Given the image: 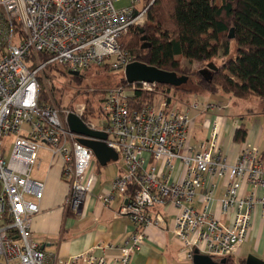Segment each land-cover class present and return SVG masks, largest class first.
<instances>
[{
	"label": "built area",
	"instance_id": "1",
	"mask_svg": "<svg viewBox=\"0 0 264 264\" xmlns=\"http://www.w3.org/2000/svg\"><path fill=\"white\" fill-rule=\"evenodd\" d=\"M144 1L0 0V264H131L150 228L167 229L168 207L176 209L172 233L188 262L196 251L216 261L232 259L249 238L254 211L264 206L263 150L247 144L230 162L223 152L224 117L211 119L207 138L193 145L192 111L209 115L215 105L192 101L180 109L158 84L127 82L106 93V125L96 127L40 101V73L48 65L82 74L105 65L124 72L136 62L121 40L145 22L152 3ZM138 93L157 96L142 102ZM70 114L105 132L123 162L101 200L110 206L116 194L124 196L119 214L133 231L121 244L100 241L61 259L44 252L31 234L46 190L34 172L42 166V150L51 165L60 159L69 186L65 208L82 215L97 181L96 159L70 130ZM219 212L232 215L230 225Z\"/></svg>",
	"mask_w": 264,
	"mask_h": 264
},
{
	"label": "trees",
	"instance_id": "2",
	"mask_svg": "<svg viewBox=\"0 0 264 264\" xmlns=\"http://www.w3.org/2000/svg\"><path fill=\"white\" fill-rule=\"evenodd\" d=\"M150 3L143 28L129 34L127 41L121 40L123 46L127 42L135 61L190 76L192 70L182 68L183 59L191 64L206 62L208 66L214 58L230 56L234 42L235 56L223 59L220 67L215 64L216 70H212L209 78L199 71L203 78L200 85L209 93L218 89V93L238 99L257 97L264 100V0H224L222 5L214 0H149L147 5ZM231 27L234 39H229ZM124 82L127 84L126 80ZM157 89L158 92L187 93L183 86L174 88L158 84ZM156 96L157 93H138L136 99L153 102ZM261 113L264 118V106ZM248 134L246 123L241 122L234 131L233 141L245 144ZM227 264L235 263L228 258Z\"/></svg>",
	"mask_w": 264,
	"mask_h": 264
},
{
	"label": "crops",
	"instance_id": "3",
	"mask_svg": "<svg viewBox=\"0 0 264 264\" xmlns=\"http://www.w3.org/2000/svg\"><path fill=\"white\" fill-rule=\"evenodd\" d=\"M221 94L231 99L232 97L236 98L229 94ZM222 95L217 96L220 97ZM252 98L255 97L242 100H250ZM194 100L195 97L191 98L189 104ZM175 106L182 109L184 104L175 101ZM214 112L216 110L211 111L209 115H199L197 112L192 111V114L195 115L194 134L198 125L200 140L207 138L208 126L211 119L223 117L221 115H214ZM221 123L223 152L230 162L236 160L247 144L257 145L264 150L263 129L257 124L249 130L247 142L241 144L233 141L234 131L241 121L229 124L223 118ZM62 168L63 162L60 159H55L53 165H51V160H49L43 177H34L46 183V190L44 198L40 203L41 210L32 221L31 234L33 239L41 245L44 252L52 256H58L61 259H67L73 255L86 252L100 241H111L115 244L123 243L133 231V226L129 219L119 214L123 203L126 202L125 197L116 194L110 206H105L101 200V197L110 190L115 174L111 176L103 174L102 176V172L99 170L100 178L98 179L97 177L93 190L87 196L82 215L76 216L65 208L69 186L68 180L62 175ZM223 193L224 188H220L218 196H222ZM167 210V229L161 227L150 228L141 251L134 256L131 264H193L186 261L180 255L181 243L172 233L173 215L176 209L168 207ZM217 216L226 225H230L232 220L231 214L222 216L219 212ZM110 254L113 255L114 252ZM250 255L264 261V206L256 207L252 217L250 236L240 246L232 259L235 264H241Z\"/></svg>",
	"mask_w": 264,
	"mask_h": 264
},
{
	"label": "rangeland",
	"instance_id": "4",
	"mask_svg": "<svg viewBox=\"0 0 264 264\" xmlns=\"http://www.w3.org/2000/svg\"><path fill=\"white\" fill-rule=\"evenodd\" d=\"M217 5H222L224 0H214ZM149 3V0L144 1V3ZM127 2L116 4L117 7L126 5ZM144 23L138 27L143 28ZM137 27L132 28L123 38V42L128 40V37L137 32ZM232 27L230 28L228 35L230 34ZM131 34V35H129ZM227 35V36H228ZM130 39V38H129ZM122 42V41H121ZM127 48V42L124 44ZM236 53L235 43H231V54L228 57L223 58L219 56L212 59L209 62H213L218 67L222 66L223 59L233 58ZM43 60V58H42ZM208 62V63H209ZM182 68H190L191 74L190 81L183 87L186 89L187 93L184 91H168L163 90L160 92L171 93L173 99L176 101L188 105L191 98L195 97V102H198L203 108L215 105L216 112L214 115L223 116L229 124L235 121H241L246 123L247 128L250 130L254 125H258L263 129V142H264V118L262 116L261 110L264 106V100L260 98H252L250 100H242L237 98L224 97L217 89L215 93H209L203 89L200 85L203 78L199 75V71L207 69L206 62H194L189 63L186 59L181 61ZM180 75V74H179ZM182 75V74H181ZM186 76V75H185ZM72 76L63 67L52 64L46 66L40 73V88H39V98L40 101L46 105L56 107L62 111H70L80 115L83 120L87 123H91L96 127H104L106 121L103 119L102 104L106 96V93L116 87L125 86V75L121 71H113L109 67H91L87 71L82 72L79 76ZM207 78L210 77L208 74ZM224 94V93H223ZM216 95V96H215ZM217 95H222L218 97ZM215 96V97H214ZM152 98V101H154ZM160 100V98H159ZM230 102V103H229ZM233 102V103H232ZM251 114V116H249ZM197 117V116H196ZM191 118L195 119V115L191 114ZM262 126V127H261ZM200 130L198 125L195 129V139L193 145H196L197 140H200ZM41 158H43L42 166L40 170L34 172V177L42 178L46 172V166L49 160H51V155L42 150ZM123 168V162L119 159L118 161H111L106 167L100 166L96 161L95 174L98 179L101 175L103 176H114L113 179L119 175Z\"/></svg>",
	"mask_w": 264,
	"mask_h": 264
},
{
	"label": "water",
	"instance_id": "5",
	"mask_svg": "<svg viewBox=\"0 0 264 264\" xmlns=\"http://www.w3.org/2000/svg\"><path fill=\"white\" fill-rule=\"evenodd\" d=\"M233 32L234 29H231L229 39H234ZM141 33H144V30ZM142 40L145 41L146 38H142ZM143 47L146 48V45ZM207 67V69L201 71V74L205 77L208 74L211 75L212 70H216L214 63L208 64ZM69 74L76 77L80 75V72L70 71ZM124 75L125 80L130 84L146 82L180 88L190 81L188 76L162 70L138 61L128 65L124 70ZM67 122L70 130L82 137L79 141L92 150L100 166L106 167L111 161L119 160V155L106 144L107 134L105 132L89 128L76 114H70ZM193 264H227V259L216 261L212 257L202 255L196 251ZM244 264H264V261L250 255Z\"/></svg>",
	"mask_w": 264,
	"mask_h": 264
}]
</instances>
